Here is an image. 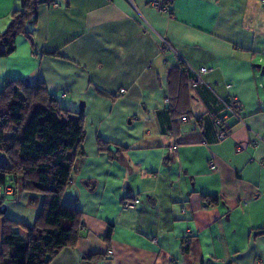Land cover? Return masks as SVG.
<instances>
[{
  "label": "crops",
  "instance_id": "0c3cea01",
  "mask_svg": "<svg viewBox=\"0 0 264 264\" xmlns=\"http://www.w3.org/2000/svg\"><path fill=\"white\" fill-rule=\"evenodd\" d=\"M55 2L38 6L33 45L20 34L0 57V90L26 79L63 109L83 105V154L62 194L82 228L49 264H264V3L175 0L168 15L149 0ZM18 4L0 0V32ZM160 37L209 69L203 83H187ZM231 98L243 121L227 117L219 140L208 113L223 116ZM122 196L140 203L122 210ZM43 199L19 190L4 214L32 226Z\"/></svg>",
  "mask_w": 264,
  "mask_h": 264
},
{
  "label": "trees",
  "instance_id": "16d2710c",
  "mask_svg": "<svg viewBox=\"0 0 264 264\" xmlns=\"http://www.w3.org/2000/svg\"><path fill=\"white\" fill-rule=\"evenodd\" d=\"M18 1L0 32V57L14 51L15 38L20 34L33 45L29 26L37 21L38 6L56 0ZM83 137V113L59 107L42 83L10 79L0 90V151L9 161L8 166H0V185L14 189L0 206L13 200L19 190L40 193L44 198L32 226L0 214V264H49L60 249L74 246L82 215L62 201V194L69 184L73 160L83 154ZM97 146L99 150L109 149L100 138ZM110 232L109 227L107 239ZM92 257L97 256L86 258Z\"/></svg>",
  "mask_w": 264,
  "mask_h": 264
},
{
  "label": "built area",
  "instance_id": "2783aa9c",
  "mask_svg": "<svg viewBox=\"0 0 264 264\" xmlns=\"http://www.w3.org/2000/svg\"><path fill=\"white\" fill-rule=\"evenodd\" d=\"M175 0H149V5L153 7L157 11L165 12L168 15H172L171 6L173 5ZM262 3H264V0H261ZM53 7H60L59 3L53 2L51 3ZM158 50L161 55L166 54H172L175 57L176 61V68L179 70L181 75H183L187 81L188 84L194 86L200 83H203L202 77L208 73L209 69L206 67H199L198 69H192L189 67L184 61L180 58L177 51L174 49V47L171 45L169 41H167L165 38L160 37V43L158 46ZM230 85H226V88H229ZM124 90L121 89V92ZM224 105V111L226 112L223 116H218L216 113L210 112L208 113L209 119L212 121L214 127L216 136L219 140L225 139L229 136L230 133V125L227 122V117H233L238 122H242L243 118L241 116V103L235 99L231 98L228 102H223ZM186 117H181V121H185ZM168 135L172 136V133L169 131ZM210 169L215 168V164L213 162H209L208 164ZM13 187L11 185H0V201L5 199L7 196H11L13 194ZM120 207L122 210H126L129 208L134 207L138 203H140V200L136 197H125L122 196L119 198ZM245 204L246 201H243ZM192 236V231L188 229L183 237L181 247L184 248Z\"/></svg>",
  "mask_w": 264,
  "mask_h": 264
},
{
  "label": "water",
  "instance_id": "95a60500",
  "mask_svg": "<svg viewBox=\"0 0 264 264\" xmlns=\"http://www.w3.org/2000/svg\"><path fill=\"white\" fill-rule=\"evenodd\" d=\"M254 67L260 70V74H264V66H262L261 64H255ZM82 110H83V105L81 103L78 107V112H82ZM4 210H5V204H2L0 206V214L4 213Z\"/></svg>",
  "mask_w": 264,
  "mask_h": 264
},
{
  "label": "rangeland",
  "instance_id": "374dc122",
  "mask_svg": "<svg viewBox=\"0 0 264 264\" xmlns=\"http://www.w3.org/2000/svg\"><path fill=\"white\" fill-rule=\"evenodd\" d=\"M264 63V62H263ZM264 66V65H263ZM261 77H263L264 78V74H262L261 75ZM6 158H5V154L4 153H2V154H0V162H1V160H5ZM1 164V163H0ZM120 203V202H119Z\"/></svg>",
  "mask_w": 264,
  "mask_h": 264
}]
</instances>
